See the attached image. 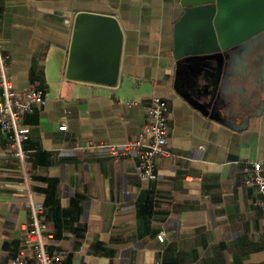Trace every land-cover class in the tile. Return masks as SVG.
<instances>
[{"label": "crops", "instance_id": "0c3cea01", "mask_svg": "<svg viewBox=\"0 0 264 264\" xmlns=\"http://www.w3.org/2000/svg\"><path fill=\"white\" fill-rule=\"evenodd\" d=\"M80 13L118 23L114 86L65 76ZM182 13L180 0H0L8 77L15 90L37 85L46 99L23 117L25 146L45 244L64 254L62 264H264V212L244 184L249 163L264 167V36L222 66L175 59ZM154 97L167 102L171 156L154 160L150 180L135 156L91 147L137 138ZM31 222L0 130V264L32 258L22 233Z\"/></svg>", "mask_w": 264, "mask_h": 264}, {"label": "water", "instance_id": "95a60500", "mask_svg": "<svg viewBox=\"0 0 264 264\" xmlns=\"http://www.w3.org/2000/svg\"><path fill=\"white\" fill-rule=\"evenodd\" d=\"M180 6L175 59L195 56L222 66L230 53L264 36V0H180ZM121 49V30L112 17L77 14L66 78L114 86Z\"/></svg>", "mask_w": 264, "mask_h": 264}, {"label": "built area", "instance_id": "2783aa9c", "mask_svg": "<svg viewBox=\"0 0 264 264\" xmlns=\"http://www.w3.org/2000/svg\"><path fill=\"white\" fill-rule=\"evenodd\" d=\"M45 103L44 93L37 85H31L22 92L14 89L7 74V57L4 55L0 40V130L7 134L9 149L18 162L32 218L30 225L22 227L25 244L32 251V258L28 260L20 253L13 258L11 264H62L64 261V254L61 251L49 252L45 244L47 229L41 220L43 207L34 199L28 165L31 151L25 146L29 139V129L23 124V117L32 114L37 107H42ZM145 117L146 121L137 138L121 144H100L91 148L105 152L115 159L135 156L141 169V176L154 180L156 179L154 160L158 157L171 156L166 146L167 102L159 97L152 98L145 109ZM66 129V125L59 127L60 131ZM245 173L244 184L253 189L257 196L253 204L264 212V167L259 162H251ZM157 240L160 243L165 241L164 232L157 235Z\"/></svg>", "mask_w": 264, "mask_h": 264}]
</instances>
